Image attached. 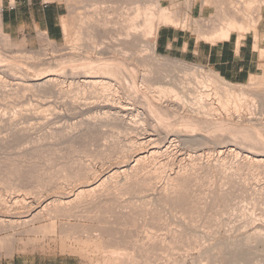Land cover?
Listing matches in <instances>:
<instances>
[{"label": "rangeland", "instance_id": "374dc122", "mask_svg": "<svg viewBox=\"0 0 264 264\" xmlns=\"http://www.w3.org/2000/svg\"><path fill=\"white\" fill-rule=\"evenodd\" d=\"M6 1L8 2L0 0L2 9L5 8ZM44 1L59 3L68 11L63 22L62 40L53 41L47 36L56 46L51 49L49 56L53 55L56 60L50 63L51 65L37 67L41 68L40 70L53 68L50 73H38L40 70L36 69L37 65L32 64L31 60L27 59V63L18 61L21 51L28 54L37 53L46 47V42L41 39L43 33H39L34 39H21L12 37L3 30L2 32L8 35L12 48H5L0 38V55L10 58L6 59L7 62L0 63V193L10 205L13 197L24 195L26 192L30 193L28 202H34L32 208L30 206L25 211H18L13 206L9 209L0 206V243L9 244L0 251V264H13L14 261L19 264H44L47 259L52 260V264H111L112 257L105 253V249L111 252L118 247L129 256L132 253L135 258L133 260H137L139 264H182L181 261L185 260L186 264H195V260L196 264H208L211 260L220 264L225 260L224 256H228L227 240L246 242V235L251 239L246 242L249 244L247 248L242 243L243 249L237 251V257L228 256V259H240L237 264H262L260 260L264 258V245L257 242L259 236L257 237L255 230L260 228L264 233V166L251 163L250 158L264 157V102L261 103L257 98L246 110L236 112L232 106L223 107L214 94L205 95L201 101L198 97L196 104L194 95L198 96L199 93L180 98L182 101L179 99L178 103L174 102V96H160V90L167 87L162 76L169 72L165 69L163 71L160 62L169 61L173 65L197 69L203 76L205 73L215 72L168 55H160L157 50L153 55L148 50V39L143 36L140 39L143 41L139 42V50L143 51L140 52L141 58L145 59L150 67H139L137 62L132 60L131 65L134 63L136 66L133 65L136 73L128 75L130 83L116 76L122 84L119 94L122 104L118 101L115 104L107 102L105 96H102L103 93H100L103 92L100 88L101 91L97 90L98 92L90 87L79 90L80 85L72 86L67 77L69 65L79 67L81 64L67 62L66 51H70V35L67 33L72 27L73 17H76L72 5L85 6L88 11H92L97 0ZM209 1L158 2L160 8H176L180 25L169 27L195 33L199 30V22L209 19L217 11L216 0H211L212 3ZM259 1L262 0H243L244 3L251 2L253 5H258ZM246 3V8L252 7ZM103 5L109 6H101ZM194 7L197 8L196 12L199 9L200 13L201 8L203 13L199 15ZM260 8L262 13L264 5ZM82 9L79 12H85ZM152 9L153 13L158 10L156 6ZM103 12H100L102 16L98 13L97 16L101 18L99 20L105 21L112 17L117 19L116 14L112 16L110 12V17L109 12ZM97 16L94 15L96 21L93 22H97ZM94 17L92 19L95 20ZM114 18L111 20H116ZM143 19L140 16L137 20V30L140 32L144 28ZM156 23L158 24L157 16L155 26ZM66 28L69 30L66 31ZM143 30L146 31V28ZM202 34V31L198 33L199 36H203ZM156 38L151 42L156 43ZM2 47L8 50L5 51ZM144 70L149 73L146 74ZM73 71L78 72L79 69ZM157 72L164 74L160 78ZM144 73L147 82L142 83L141 75ZM48 75L57 79L52 87H27L28 83L43 80ZM78 78L80 81L84 80L81 76ZM135 78L138 79L137 82L140 81L138 88L132 84ZM263 79L264 68L259 75L237 87L250 92L255 87L253 82H261ZM200 103L205 104V108ZM145 138L149 140L148 143ZM156 148L160 151L152 161H144L142 165L138 164V169L134 168L132 171L138 156ZM126 169L135 174V177H131L133 179L125 178L128 172L121 173ZM114 172H117V177L114 175L104 187L95 191L92 199H81V205L79 203V208L73 216L54 217L41 221L42 223L34 221V224H24L31 213L39 210L43 204L51 202L52 199L71 197L89 184H94L95 187L99 180ZM130 175L128 173L127 178ZM173 183L178 187L174 189ZM240 210L244 212L241 213ZM220 217L226 222L221 221ZM248 217L250 221L245 224ZM50 222L56 225L52 231L50 228V231H47L46 227L44 232L28 231L34 226H43L44 230V225ZM219 222L224 223L226 227L220 226ZM9 224L13 225V228ZM154 231L160 238L162 236L163 242L157 244L156 248H149V243L141 240L143 236ZM96 234L99 239L95 238ZM138 239L139 242H136ZM11 240L13 242L10 245ZM219 241L221 242L216 244ZM211 247L214 251L211 249V255H205V250ZM247 249L249 255L245 252ZM217 252L221 253L217 255ZM214 256L218 258H212Z\"/></svg>", "mask_w": 264, "mask_h": 264}, {"label": "bare ground", "instance_id": "6f19581e", "mask_svg": "<svg viewBox=\"0 0 264 264\" xmlns=\"http://www.w3.org/2000/svg\"><path fill=\"white\" fill-rule=\"evenodd\" d=\"M86 1V0H85ZM84 1V2H85ZM96 1V0H95ZM143 1L142 3L139 2V0H97L96 4H94V9L92 11H88L86 9V7H80V5H75L73 4L72 7L74 8V11L76 13V17H73V23H71L72 27L71 29L67 30L68 31L67 34L70 35V39L68 41V47L70 51H66L67 52V57H68V63H76L79 62L81 63L79 67H73L71 65H69L68 67L70 68L67 72L68 74V78L71 81V85H75L78 84L80 85L81 88L85 90V87H90L93 88V90L96 89V91H103L100 92L101 94L103 93V97L105 96V99L107 102H111L115 104V102L118 101L119 104H122L121 101L119 100V94L121 91V82L117 80L116 76L121 77L124 81H128V75L132 74L135 75L136 71L135 68L133 67L132 64V60L136 61V65H138L139 67H143L146 68L148 66V62L141 58V54H140V50L139 48L141 47V44L139 45V42H142L143 39L140 41L141 36H143V38H147L149 43L148 44V50H150L153 55L155 54L156 51V45L155 42L152 43L151 40L155 37H157L159 29L161 28V26H179V20H178V15L177 12H175V6H173L172 8H160L159 5V0H141ZM87 2V1H86ZM93 2V1H92ZM260 2V1H259ZM81 3V2H79ZM83 3V2H82ZM206 3V2H205ZM208 3V1H207ZM206 3V4H207ZM209 3H212L211 0L209 1ZM214 3V1H213ZM215 3L217 4L215 7L217 9L215 15H213L212 17H210L207 20H203L200 21V26H199V30L204 31L205 32V40L209 41L211 43H215V42H221V41H225L230 39V37L233 34H239L240 37L245 35L246 33L250 32V31H254L257 27V24L259 22V16H260V7L262 5H264V0H262L258 5L251 2L246 3L247 5H252V7H248L246 8L245 3L243 2V0H230L229 2H223V0H216ZM251 3V4H249ZM256 3H258L256 1ZM102 4H109V6L105 7L104 5L101 6ZM87 5V4H86ZM190 5V4H189ZM227 9H226V6ZM83 6V5H82ZM158 8V10L156 9L155 13L152 12V7ZM178 6V5H177ZM84 9L85 12H79L81 9ZM88 8V7H87ZM82 9V10H83ZM108 9V11H107ZM109 12V16L110 12L113 16V14L117 15V19L116 20H111L112 18H108V20H99L101 18H99L97 15L100 12L102 14V12ZM129 11H131V13H129ZM1 12H2V8L0 5V38L1 40H3V46L6 48L10 47V39L6 36L5 33H3V24H2V17H1ZM103 12V13H104ZM258 12V13H257ZM258 15H257V14ZM96 14V16L98 17L97 22H93L96 21V18L94 17V15ZM107 14V13H106ZM104 15V14H103ZM105 16V15H104ZM142 16V18H144L143 20V26L146 31L142 29V32H140L139 30H137V28H139L138 24H137V20L138 18ZM157 16V20H158V24L157 26H155V19ZM95 18L92 19V18ZM107 17V16H106ZM106 19V18H104ZM92 20V22H91ZM72 21V20H71ZM90 21V22H88ZM140 21V20H139ZM103 22V23H102ZM93 23V24H91ZM198 24V23H197ZM196 25V23H195ZM201 27V29H200ZM197 30V29H196ZM68 35V36H69ZM145 38V39H146ZM42 41L45 43L46 42V47L44 46V48L37 52V53H25L24 51H21L20 54L23 55H19L18 56V61L22 62V63H27L26 60H31L30 62L33 64L35 63L36 65V69H39L37 67H40L42 65L45 64H50L53 61H55V57L49 56L50 55V51L51 49H55L54 46L55 44L50 42V40L47 38V35L44 34L41 37ZM145 41V40H144ZM2 47V49L4 48ZM56 47V46H55ZM67 47V48H68ZM4 48V49H5ZM12 48V46H11ZM10 49V48H9ZM58 49V48H57ZM60 49V48H59ZM58 49V50H59ZM8 49H5V51ZM67 50V49H66ZM4 51V52H5ZM56 52H58L57 50H55ZM10 54L11 51L9 50ZM8 52V53H9ZM50 52V53H49ZM143 52V51H142ZM141 52V53H142ZM19 53V51H18ZM7 54V53H6ZM21 56V57H20ZM62 56V55H61ZM143 56V55H142ZM54 57V58H53ZM7 58H9L8 56L5 57V55L3 56L0 55V63L1 62H7ZM7 59V60H6ZM10 59V58H9ZM13 59V57H12ZM6 60V61H5ZM67 60V59H66ZM167 60V59H166ZM131 61V62H130ZM151 61V60H150ZM63 62V61H62ZM61 62V63H62ZM66 63V61H65ZM172 62H160L159 65L160 67L163 68V71L165 69V71H169L168 74L165 76V74L167 72H165V74H160L159 72L158 75L162 76L163 81H165V85L167 87H164L162 90H160L159 95L164 97V96H174V102L178 103V100L181 98L184 99V97L188 96V95H192L193 93H199L198 96L195 94V101H201V99L203 97L214 94L216 96V98L218 99L219 103L222 104V106H232L234 108V110L236 112H242L244 110H246L250 104H254L258 99H260L259 101L261 103L264 102V81H255V83L253 82L254 86L253 87V91L250 90L249 91H245L244 88H239L237 87V85L235 86L232 83L227 82L226 80L222 79L219 75H215V73H205V76H203V74L198 71L197 69H188L187 67L185 68V66L181 67L177 66L176 64H171ZM29 64V63H28ZM30 65V64H29ZM51 65V64H50ZM64 65V64H63ZM32 66V65H31ZM54 66V64H53ZM135 66V65H134ZM33 67V66H32ZM31 67V68H32ZM60 67V66H59ZM136 67V66H135ZM150 67V66H148ZM55 68V67H54ZM57 68V67H56ZM142 68V69H143ZM33 69V68H32ZM41 69V68H40ZM39 69V70H40ZM73 69H79L78 72H74ZM138 69V68H137ZM147 69V68H146ZM53 70V68H47V69H43L38 71V73H43V72H51ZM55 70V69H54ZM150 70V69H149ZM138 71V70H137ZM143 71V70H142ZM145 71V70H144ZM158 71V70H157ZM162 71V69H161ZM162 71V72H163ZM3 72V71H2ZM1 72V73H2ZM148 71H145V73L147 74ZM141 75V82L144 83L146 81V74ZM149 73V72H148ZM171 73V74H170ZM66 74V75H67ZM153 74V73H152ZM170 74V75H169ZM202 74V75H201ZM54 75V74H53ZM150 75V74H149ZM263 75V74H262ZM84 78L83 81H80L78 77ZM137 76V75H136ZM1 77V76H0ZM131 77V76H130ZM135 77V76H134ZM137 78V77H136ZM134 79L132 81V84L134 85V87L138 88L139 86H137L138 79ZM133 79V78H132ZM140 79V78H139ZM150 79V78H149ZM152 79V78H151ZM150 79V80H151ZM156 79V78H155ZM161 79V80H162ZM131 80V79H130ZM129 80V81H130ZM264 80V79H263ZM57 79H54L53 77H51V75H48L45 79L43 80H35V82L32 83H28L27 87H33V86H53L56 84ZM128 81V82H129ZM162 81V83H163ZM125 82V83H126ZM127 82V83H128ZM147 82V81H146ZM130 83V82H129ZM22 84V83H21ZM32 84V85H31ZM58 84V83H57ZM146 84V83H145ZM152 84V83H150ZM175 86H174V85ZM252 84V85H253ZM132 85V86H133ZM148 86V85H147ZM151 87V86H150ZM149 87V88H150ZM243 87V86H242ZM99 88L101 90H99ZM156 88V87H155ZM161 88V87H160ZM46 89V88H45ZM8 91V90H7ZM97 91V92H98ZM105 91V92H104ZM157 91V90H156ZM249 92V93H248ZM84 93V92H83ZM3 94V93H2ZM97 94V93H96ZM95 94V95H96ZM98 95V94H97ZM154 95V94H153ZM158 97V96H156ZM200 98L199 100L197 98ZM121 98V97H120ZM155 98V97H154ZM153 98V99H154ZM178 98V99H177ZM208 98V97H207ZM180 99V100H181ZM192 99V100H193ZM156 100V99H155ZM182 101V100H181ZM88 103V102H87ZM105 103V102H104ZM158 103V102H157ZM160 103V102H159ZM182 103V102H181ZM203 103V101H202ZM200 103V104H202ZM205 103V102H204ZM207 103V102H206ZM76 104V103H75ZM109 103H107L108 106ZM161 104V103H160ZM196 104V103H195ZM98 105V104H97ZM165 105V104H164ZM203 108H205V104H202ZM201 105V106H202ZM205 105V106H204ZM210 105V104H209ZM77 106V105H76ZM93 106V105H91ZM167 106V105H166ZM202 108V107H201ZM209 108V107H208ZM74 109V108H73ZM112 109V108H110ZM108 110V109H107ZM205 111V110H204ZM35 115V114H34ZM64 116V115H63ZM126 116V115H125ZM245 117V116H244ZM125 118V117H123ZM244 119V118H243ZM112 121V120H111ZM91 122V121H90ZM102 122V121H101ZM124 122V121H122ZM250 123V122H249ZM93 124V123H92ZM130 125V124H129ZM133 125V124H132ZM134 126V125H133ZM142 126V125H141ZM140 126V127H141ZM89 128V127H88ZM141 129V128H140ZM101 130V129H100ZM135 132V131H134ZM22 133V132H21ZM149 134V133H148ZM20 136V135H19ZM143 138V137H142ZM197 138V137H196ZM151 139V138H150ZM144 140H147L146 138ZM153 140V139H152ZM149 140H147L146 142L148 143ZM154 141V140H153ZM206 141V140H205ZM144 142V141H142ZM159 142V141H158ZM159 149H153L151 152L145 153L144 155L138 156V159L136 160V164L132 167V171L134 168L138 169V164L142 162H148V160L152 158H154L158 153H159ZM249 158V157H248ZM147 160V161H146ZM145 161V162H144ZM251 163L257 164L258 166H264V157L261 156H257L255 157V159L250 158ZM159 162V161H158ZM161 163V162H160ZM208 163V162H207ZM196 164V163H195ZM200 164V163H199ZM162 165V164H161ZM138 166V167H137ZM144 166V165H143ZM149 166V165H148ZM257 166V167H258ZM146 167V166H145ZM144 167V168H145ZM149 168V167H147ZM146 168V169H147ZM200 168V167H199ZM145 169V170H146ZM136 170V169H135ZM140 170V169H139ZM184 170V169H183ZM132 171H128L127 169L124 170L123 172H121L122 174H126L127 172L132 174ZM258 171V170H257ZM17 172V171H16ZM88 172V171H87ZM127 173V176H128ZM145 173V171H144ZM249 173V171H248ZM89 174V173H88ZM137 174V173H136ZM156 174V173H155ZM193 174V173H192ZM251 174V173H250ZM257 174V173H256ZM264 174V173H263ZM114 175H116L117 177V172L112 173L110 176L106 177L105 179H101L99 180V182L97 183V185L95 187H93L92 184L86 185L84 186L82 189H79L75 194H73L71 197H67V198H59V199H52L51 202H47L46 204H43L41 206V208H39V210L37 209L36 211H33L29 217L28 220H26L24 222V224H30L33 223L34 221L37 222H41L44 220H51L54 217H71L75 214V210L77 208H79V203L81 205V199H83L84 197L89 198L91 196L94 197L95 191H97L98 189H100V187H104L107 184V181L110 179H113ZM120 175V173H119ZM135 175V174H134ZM133 174L130 175L128 178L125 175V178L130 180L131 177L134 176ZM151 175V174H150ZM178 176V173H177ZM176 176V177H177ZM113 177V178H112ZM135 177V176H134ZM180 177V176H179ZM253 177V176H252ZM138 178V177H137ZM133 179V178H131ZM171 179V177H170ZM178 179V177H177ZM182 179V178H181ZM255 179V178H253ZM142 180V179H141ZM155 180V179H154ZM172 180H174L172 178ZM171 180V181H172ZM171 181H170V185H171ZM175 181V180H174ZM210 181V180H209ZM258 181V180H257ZM138 182V181H137ZM166 182V181H165ZM173 182V181H172ZM179 182V181H178ZM126 183V182H125ZM130 183V182H129ZM133 183V182H132ZM175 183V182H174ZM173 183L172 187L175 185ZM216 183V182H215ZM243 183V182H242ZM143 184V183H142ZM141 185V184H140ZM139 185V186H140ZM150 185V184H149ZM176 186V185H175ZM173 187L174 189L177 187ZM153 187V186H152ZM166 187V186H165ZM171 187V186H169ZM131 188V187H130ZM143 188V187H142ZM147 188V187H146ZM154 188V187H153ZM184 188V186H183ZM182 188V189H183ZM11 189V188H10ZM168 189V188H167ZM173 189V190H174ZM248 189V188H247ZM135 191V190H134ZM145 191V190H144ZM166 191V190H165ZM143 192V191H142ZM141 192V193H142ZM169 192V191H168ZM175 192V191H174ZM220 192V191H219ZM135 193V192H134ZM145 193V192H144ZM188 193V192H187ZM198 194V193H197ZM28 195H30L29 192H26V194H22V195H18L16 197L12 198V204L10 205L7 201H5L3 199V196L0 193V206L9 209L10 206H13L15 209H17L18 211H25L28 207L34 204L33 201L28 202ZM219 195V194H218ZM177 196V195H176ZM155 198V197H154ZM163 198V197H161ZM209 198V197H208ZM92 199V197L90 198ZM116 199V198H115ZM152 199V198H151ZM223 199V198H222ZM85 200V198H84ZM163 200V199H162ZM121 201V200H120ZM160 201V199H159ZM188 201V200H187ZM10 202V203H11ZM157 202V201H156ZM211 202V201H210ZM195 203V202H194ZM144 204V203H143ZM149 204V203H148ZM197 204V203H196ZM113 205V204H112ZM131 205V204H130ZM139 205V204H138ZM141 205V204H140ZM201 205V204H200ZM213 205V204H212ZM151 206V205H150ZM149 207V206H148ZM230 207V206H229ZM251 207V205H250ZM258 207V206H257ZM11 208V207H10ZM136 208V207H135ZM159 208V207H158ZM234 208V207H233ZM125 209V208H124ZM131 209V208H130ZM214 209V208H213ZM133 210V209H132ZM131 210V212H132ZM135 210V209H134ZM144 211V210H143ZM191 211V210H190ZM231 211V210H229ZM235 211V209H234ZM241 211V210H240ZM135 212V211H134ZM173 212V211H172ZM177 212V211H176ZM192 212V211H191ZM222 212V211H221ZM224 212V211H223ZM236 212V211H235ZM244 211H241V213ZM144 213V212H143ZM164 213V212H163ZM229 213V212H228ZM156 214V213H155ZM176 214V213H175ZM248 214V213H247ZM254 214V213H253ZM244 215V214H243ZM76 216V215H75ZM185 216V215H184ZM223 216V215H221ZM183 217V216H182ZM213 217V216H212ZM252 217V216H251ZM218 218V217H217ZM223 218V217H222ZM264 218V217H263ZM76 219V218H75ZM155 219V218H154ZM221 220V217L219 218ZM230 219V218H229ZM250 219L249 217L247 218V222L245 224L248 223V220ZM217 220V219H216ZM163 221V220H162ZM223 221V220H221ZM238 221V220H237ZM34 222V223H35ZM103 222V221H102ZM161 222V221H160ZM218 222V221H217ZM223 222H226L225 220ZM236 222V220H235ZM255 222V221H254ZM33 223V224H34ZM42 223V222H41ZM164 223V222H163ZM220 226H223L224 223L219 222ZM226 224V223H225ZM235 224V223H234ZM233 224V225H234ZM252 224V223H251ZM7 225V224H4ZM11 225V224H9ZM110 225V224H109ZM229 225V224H228ZM13 225H11L12 227ZM28 226V225H27ZM55 223H51L48 225H44V230L43 226L40 227H32L29 228V233L30 232H40L41 231H45L47 228H50L51 231L55 229ZM64 226V225H63ZM166 226V224H165ZM164 226V227H165ZM169 226V225H168ZM225 226V225H224ZM10 227V226H9ZM29 227V226H28ZM31 227V226H30ZM46 227V228H45ZM226 227V226H225ZM236 227V226H234ZM13 228V227H12ZM103 228V227H102ZM167 228V227H166ZM229 228V227H228ZM239 228V227H238ZM49 229V231H50ZM171 229V228H170ZM232 229V228H231ZM237 229V227H236ZM64 230V229H62ZM154 230V228H153ZM181 230V229H180ZM234 230V229H233ZM241 230V229H240ZM171 231V230H170ZM173 231V230H172ZM176 231H178L176 229ZM237 231V230H236ZM239 231V230H238ZM262 229H256L255 230V234H258V240L255 239V241L257 240V242H259L260 244L264 245V233L262 232ZM96 232V231H94ZM108 232V231H107ZM145 232V231H144ZM233 232V231H231ZM27 233V231H26ZM161 233V232H160ZM198 233V232H197ZM196 233V234H197ZM116 234V233H115ZM147 234V233H146ZM150 235H146L143 236L144 238L141 240H145L147 241V243H149L148 247L150 248H154L157 244L159 245L160 242H163L160 238V235L157 232H151L149 233ZM169 234V233H168ZM178 234V233H177ZM177 234H174L175 236H177ZM180 234V233H179ZM178 234V235H179ZM193 234V233H192ZM52 235V234H51ZM183 235V234H182ZM195 235V234H194ZM96 236L95 238L97 239L99 237V235H94ZM169 236V235H168ZM198 236V235H197ZM256 236V235H255ZM170 237V236H169ZM174 237V236H172ZM178 237V236H177ZM245 237V236H244ZM252 237V236H250ZM113 238V237H112ZM139 238V236H138ZM164 238V237H163ZM168 238V237H167ZM176 238V237H174ZM226 238V237H225ZM249 236L246 235L245 240L248 243L247 240ZM253 238V237H252ZM7 239V238H6ZM92 239V238H91ZM99 239V238H98ZM187 239V238H186ZM10 240V239H9ZM140 239H138L136 242H139ZM166 240V238L164 239ZM227 240V239H226ZM251 240V239H250ZM249 240V241H250ZM4 241V240H1ZM168 241V240H167ZM224 242H226L225 240H223ZM8 242V241H7ZM13 241L11 240L10 245ZM106 242V241H105ZM165 242V241H164ZM221 241H219L216 244H219ZM246 242L243 241H237V239H235V241H231V240H227V252L226 254L229 257H234L235 254L237 253V251H240L242 246L245 244L246 248L249 244H247ZM4 243V242H3ZM1 244L0 243V251H3V248H5V246H9V244L5 243V244ZM146 243V242H145ZM146 243V244H147ZM167 243V242H166ZM242 243H244L242 245ZM250 243V242H249ZM94 244V243H93ZM161 244V243H160ZM224 244V245H226ZM252 244V243H251ZM157 245V246H158ZM164 245V244H163ZM215 245V244H214ZM213 245V246H214ZM223 245V242L221 244V246ZM242 245V246H241ZM258 245V244H257ZM108 246V245H107ZM251 246V245H250ZM254 246V245H252ZM224 247V246H223ZM222 247V248H223ZM12 248V247H11ZM106 248V247H105ZM111 247H109L110 249ZM116 248V247H115ZM119 248V247H118ZM116 249L114 251H109L107 248L105 249V253L111 255V264H139V262L137 260H133L135 259L132 256V253L129 254L128 253H124V250L120 251L119 249ZM123 248V246L121 247ZM156 248V247H155ZM252 248V247H250ZM249 248V249H250ZM14 249V248H13ZM98 249V248H97ZM102 249V247H101ZM113 249V247L111 248V250ZM213 250V248L211 247L210 249H206L205 250V255H211L210 250ZM216 249V247H215ZM243 249V248H242ZM253 249V248H252ZM126 250V249H125ZM152 250V249H151ZM217 250V249H216ZM8 251L10 252V249L8 248ZM12 251V250H11ZM110 253H109V252ZM127 251L129 252V250L127 249ZM187 251V250H186ZM214 251V250H213ZM222 251V250H221ZM245 251V250H244ZM247 249L245 252L249 255L250 252ZM104 252V251H102ZM204 252V251H203ZM104 253V254H105ZM187 253V252H186ZM218 253V252H217ZM216 253V254H217ZM221 253V252H220ZM220 253H218L217 255H219ZM224 253V250H223ZM215 254V255H216ZM203 255V254H202ZM204 255V256H205ZM104 256V255H103ZM143 256V255H142ZM222 256V254H221ZM228 256H224L225 260L228 259ZM252 256V255H251ZM133 257V258H132ZM199 257V256H198ZM206 257V256H205ZM237 257V256H235ZM250 257V256H249ZM138 258V256H137ZM141 258V257H140ZM208 258V257H207ZM217 259L218 257H212ZM221 259L223 257H220ZM219 258V259H220ZM108 259V258H107ZM139 259V258H138ZM142 259V258H141ZM197 259V258H196ZM218 259V261H220ZM263 260H260L262 262V264H264V258H262ZM106 260V259H105ZM146 260V259H145ZM185 260V259H184ZM202 261H204V259H201ZM200 260V262H201ZM224 260V259H223ZM222 261V264H237V261L240 260L238 259L237 261H232L231 258L228 259L231 261H227L225 262ZM148 261V260H147ZM180 261V260H179ZM211 260V262L208 264H215L217 261H213ZM182 264H186V260L181 261ZM239 262V261H238ZM204 263V262H203ZM219 263V262H217ZM220 263V264H221ZM240 263V262H239ZM238 263V264H239ZM246 263V262H245ZM244 263V264H245ZM249 263V262H248ZM260 263V262H259ZM195 264H196V260H195Z\"/></svg>", "mask_w": 264, "mask_h": 264}, {"label": "crops", "instance_id": "0c3cea01", "mask_svg": "<svg viewBox=\"0 0 264 264\" xmlns=\"http://www.w3.org/2000/svg\"><path fill=\"white\" fill-rule=\"evenodd\" d=\"M10 2L14 3L15 8L9 6L8 0L1 12L3 30L8 35L34 39L39 33H43L53 41L62 40L63 22L68 15L65 7L44 0ZM196 10L197 8L195 12ZM197 12L199 13V9ZM202 13L200 8L199 15ZM200 32L201 30L194 33L169 26L161 28L156 38V50L160 55L209 68L222 79L235 85L245 84L263 71L264 9L262 13L260 11L256 29L241 37L239 34H233L228 40L211 43L205 40V32L202 31L203 36H199ZM13 264L19 263L14 261ZM44 264H52V260L47 259Z\"/></svg>", "mask_w": 264, "mask_h": 264}, {"label": "built area", "instance_id": "2783aa9c", "mask_svg": "<svg viewBox=\"0 0 264 264\" xmlns=\"http://www.w3.org/2000/svg\"><path fill=\"white\" fill-rule=\"evenodd\" d=\"M160 2H169L170 3V0H159ZM177 1H186V0H177ZM9 6L12 7V9L15 8L14 6V3H11L10 0H9Z\"/></svg>", "mask_w": 264, "mask_h": 264}]
</instances>
